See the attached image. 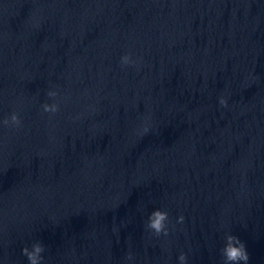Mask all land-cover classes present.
Returning a JSON list of instances; mask_svg holds the SVG:
<instances>
[{"label":"clouds","instance_id":"clouds-1","mask_svg":"<svg viewBox=\"0 0 264 264\" xmlns=\"http://www.w3.org/2000/svg\"><path fill=\"white\" fill-rule=\"evenodd\" d=\"M121 63L123 65H130L134 64L130 57V55H124L121 58ZM49 97H56L57 92L49 91L47 93ZM221 106H227V101L222 97L219 100ZM42 109L44 113H51L55 114L59 111V105L57 103H44L42 105ZM0 124L4 126H21V120L18 114L13 113L9 119H5L0 121ZM147 131V128L144 130ZM168 212L162 211L160 209H156L152 211L147 220L146 228L151 230L155 235L159 236L161 234L167 236L168 235V228L166 222L168 221ZM184 216L181 215L177 218V223H183ZM45 252V245L40 242L36 241L31 245V248L25 246L22 248L21 253L23 256L27 258L28 264H42L44 259L43 253ZM221 255L224 260V264H249L250 256L247 251V247L244 241H242L237 235L227 234L224 238V246L221 249ZM126 259L132 260V254L129 252L127 254ZM187 254L181 253L178 257L180 264H187Z\"/></svg>","mask_w":264,"mask_h":264}]
</instances>
